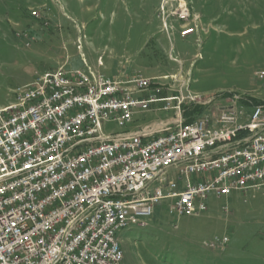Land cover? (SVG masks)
Listing matches in <instances>:
<instances>
[{
	"label": "built area",
	"instance_id": "1",
	"mask_svg": "<svg viewBox=\"0 0 264 264\" xmlns=\"http://www.w3.org/2000/svg\"><path fill=\"white\" fill-rule=\"evenodd\" d=\"M82 62L37 75L0 107V264H123L115 229L149 224L165 200L179 220L206 213L211 197L264 195V104L234 96L212 107L185 81L175 96L158 97V87L144 98L159 78L108 76ZM193 104L208 108L188 122L183 109ZM152 105L173 116L104 133L105 123L127 128Z\"/></svg>",
	"mask_w": 264,
	"mask_h": 264
},
{
	"label": "rangeland",
	"instance_id": "2",
	"mask_svg": "<svg viewBox=\"0 0 264 264\" xmlns=\"http://www.w3.org/2000/svg\"><path fill=\"white\" fill-rule=\"evenodd\" d=\"M82 55L92 64L103 60L96 69L108 76L169 77L157 79L144 98L158 87V97L175 96L185 81L212 107L234 96L262 105L264 79L255 74L264 70V0H0V107L37 75L83 68ZM158 108L138 113L129 128L173 116ZM207 108L183 110L194 120ZM127 129L103 126L106 135ZM207 204L200 217L177 220L165 200L149 224L138 220L120 230L123 264H264L263 193L233 192ZM224 237L227 246H208Z\"/></svg>",
	"mask_w": 264,
	"mask_h": 264
},
{
	"label": "bare ground",
	"instance_id": "3",
	"mask_svg": "<svg viewBox=\"0 0 264 264\" xmlns=\"http://www.w3.org/2000/svg\"><path fill=\"white\" fill-rule=\"evenodd\" d=\"M137 89L138 90H146L147 89V84H137ZM139 219H129V222H126L124 225H122L120 228L115 229V236H118V233L120 230H125L127 229L131 224L137 222ZM119 251H121V255L123 258V253L121 250V239L119 238ZM124 261V258H123Z\"/></svg>",
	"mask_w": 264,
	"mask_h": 264
},
{
	"label": "crops",
	"instance_id": "4",
	"mask_svg": "<svg viewBox=\"0 0 264 264\" xmlns=\"http://www.w3.org/2000/svg\"><path fill=\"white\" fill-rule=\"evenodd\" d=\"M86 61L90 64V65H92L93 67H99V68H101L100 66H99V64H98V62L97 63H91V62H89L87 59H86ZM102 63H103V60H102ZM103 70H105V69H103ZM119 72V71H118ZM126 72V71H125ZM166 121V120H165ZM163 121H160L159 123H156V124H153V125H151V126H147V127H154V126H157V125H159V124H161ZM134 123V122H133ZM132 123V124H133ZM131 124V125H132ZM130 125V126H131ZM147 127H144V128H141V129H138V130H133V129H130L129 127H128V129L126 130L127 132H137V131H140V130H142V129H145V128H147Z\"/></svg>",
	"mask_w": 264,
	"mask_h": 264
},
{
	"label": "trees",
	"instance_id": "5",
	"mask_svg": "<svg viewBox=\"0 0 264 264\" xmlns=\"http://www.w3.org/2000/svg\"><path fill=\"white\" fill-rule=\"evenodd\" d=\"M193 115V113L191 114V113H187V115H186V118H187V121L189 122V121H192V120H190V116H192Z\"/></svg>",
	"mask_w": 264,
	"mask_h": 264
}]
</instances>
